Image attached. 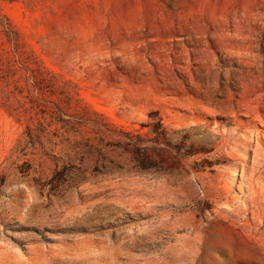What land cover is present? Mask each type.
I'll list each match as a JSON object with an SVG mask.
<instances>
[{"label": "rangeland", "instance_id": "1", "mask_svg": "<svg viewBox=\"0 0 264 264\" xmlns=\"http://www.w3.org/2000/svg\"><path fill=\"white\" fill-rule=\"evenodd\" d=\"M0 264H264V0H0Z\"/></svg>", "mask_w": 264, "mask_h": 264}, {"label": "trees", "instance_id": "2", "mask_svg": "<svg viewBox=\"0 0 264 264\" xmlns=\"http://www.w3.org/2000/svg\"><path fill=\"white\" fill-rule=\"evenodd\" d=\"M151 132L154 133V139L157 145H161L162 139H166L167 130L163 126L161 120L153 124ZM123 134L127 139L123 143L119 142L118 145L123 146L125 149L131 151L134 154L133 160L137 162L141 169L156 168V170H162V168L158 167L155 161H153L150 152L151 150H156L157 146L149 147L144 145L142 143L143 139L140 134H134L131 131L123 132ZM112 163L114 167H120L119 163H116L115 161H112Z\"/></svg>", "mask_w": 264, "mask_h": 264}]
</instances>
